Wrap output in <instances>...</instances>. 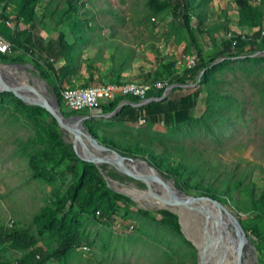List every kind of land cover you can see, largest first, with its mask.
Wrapping results in <instances>:
<instances>
[{
	"label": "rangeland",
	"instance_id": "rangeland-1",
	"mask_svg": "<svg viewBox=\"0 0 264 264\" xmlns=\"http://www.w3.org/2000/svg\"><path fill=\"white\" fill-rule=\"evenodd\" d=\"M71 1L75 9L70 8V0H38L35 5L38 29L34 34L39 32L47 44L64 32L70 42L68 58L55 62L56 68L72 65L62 83L45 59L23 47L14 50L17 47L2 30L0 19V38L13 46L12 52L3 54L9 60L0 56V63L27 66L32 82L33 76L45 80L51 98L53 86H90L92 79L96 86L144 81L147 72L168 77L169 66L177 71L188 56H197L199 48L206 57H214L226 36L248 29L239 26L235 0H192L205 16L203 33L191 11L197 43L172 6L155 9L150 0ZM253 4L264 6V0ZM18 5L16 0L0 4V14L5 11L11 16L7 26L12 33L26 27L15 19ZM260 57L217 59L211 75L214 93L201 89L191 118L184 123L118 122L97 116L105 113L102 109L76 113L91 116L84 124L90 125L99 141L123 155L147 158L189 194L219 199L244 229L247 245L240 251L244 264H264V217L258 210L264 197V59ZM3 74L7 81L14 80ZM181 87L173 96L203 88L200 82ZM61 107L73 111L63 99ZM61 133L58 121L46 109L30 108L14 93L0 91V264H15L32 250L39 259L38 251L57 249L65 233L77 236L80 243L65 259L50 258L43 264H201L192 239L206 230L219 235L215 213L198 204L197 208L182 206L189 227L177 231L161 217L180 206L163 208L143 181L129 176L106 178L102 190L93 195L94 179L84 167L80 165L76 174L70 171L71 162L58 141ZM115 187L147 194L135 200L122 192L135 204L115 201ZM155 187L166 190L159 184ZM58 209L61 212L44 214ZM105 210L111 215H103ZM232 228L235 225L225 231L226 238L221 237L224 242ZM14 230L35 236V245L27 250L14 246L10 237Z\"/></svg>",
	"mask_w": 264,
	"mask_h": 264
},
{
	"label": "trees",
	"instance_id": "trees-1",
	"mask_svg": "<svg viewBox=\"0 0 264 264\" xmlns=\"http://www.w3.org/2000/svg\"><path fill=\"white\" fill-rule=\"evenodd\" d=\"M7 0H0V4ZM18 5L17 13L15 19L17 22H22L26 25L24 29L16 30L14 33L10 31V28L7 26V22L11 19V16L8 15L5 11L1 12V27L2 30L8 34L9 39L12 43L16 45V49L23 47L27 51L31 52L34 55H38L40 58L45 59L48 67L55 73H57L59 82L62 83L63 79L71 71L72 65L70 63L62 65L60 68L55 67V62L62 59L68 58L70 51V42L68 37L61 32L58 38L51 39L47 44L44 43V37L38 32H34L38 29V22L35 14V5L38 0H16ZM238 6V17L237 21L239 26L243 28H248L253 31V33L247 32L245 38L241 37V34L238 32L232 33L230 36H226L222 43L216 49L214 57L208 58L202 51L198 50L196 56V63L190 68H186L181 73L172 71V66H169V76L161 78L158 73L152 74V72H147L143 74L146 79L145 82H153L158 79H170V83L174 84L175 87L172 89L171 94L162 101H152L151 103L142 106L135 107L132 104H126L122 109L112 118L118 122H130L136 123L140 119L144 118L147 123L150 124H164L172 125L175 123H184L191 118L193 109L198 103V98L201 93V89H207L210 94L214 93V88L212 87L211 75L216 65L214 62L223 58L224 62H228L230 59L240 56H245L248 60L253 59V54L264 49V38L261 37V29L264 27V6L253 4L254 0H235ZM150 5L155 9L165 8L167 6H172L174 9V15L180 21V23L188 30L190 37L194 43H197L194 30L191 26L192 13L194 10V16L198 20L197 28L200 32L205 33L204 19L205 16L197 11V6L193 3L192 0H170L160 1V0H150ZM70 8L75 9L76 6L73 5V2L70 0ZM4 53L0 52V56L4 60H9V58L3 56ZM264 59V56L260 57ZM207 69L203 74L200 81V85L203 88H198L193 93H187L180 96H173L174 91L181 89L180 85L186 84H195L198 81L199 74ZM60 74V75H59ZM90 86H96L97 83L95 80H91L88 84ZM53 89L57 93L59 103L62 104V89H58L56 86H53ZM165 89H157L149 92L148 97H161ZM127 97V98H126ZM124 100H130L132 102H139L140 98L136 96H125L115 99L109 103L103 104L101 106L103 112L108 113L113 110ZM22 101V100H21ZM30 108H42L37 105H30ZM81 112V110H73L70 112H64L67 116H71ZM85 128L87 131L91 132L95 137H97L94 130L90 127L88 123H85ZM59 144L62 147L63 154L70 160L69 169L72 173H77L80 165L84 167V170L94 179L95 189L92 192L93 195L98 194L102 190V182H108L106 178L113 180H124L125 176L118 175L112 172L107 171L106 169L101 168L98 164L92 161L85 160L81 158L76 152L74 146L67 142L63 138L61 133L59 136ZM110 145L108 143H105ZM174 181L179 185L177 179ZM180 186V185H179ZM113 198L115 201H124L126 203H134L135 201L131 199L126 194L114 191ZM64 204H62V207ZM258 210L260 215L264 217V197L260 200ZM61 209L57 211L45 210L44 214L59 213ZM103 215H111V212L105 210ZM170 227L180 231L181 224L179 221V215L177 213H171L168 217L163 218ZM2 235V232L0 233ZM14 246L27 250L32 248L36 243L35 236L22 233L18 230H14L10 235ZM80 243V240L77 236L72 234H63L60 245L57 249L52 251L44 252L39 250L41 253L39 259L36 258V250H32L30 253L25 254L22 258H19L15 264H43L50 258L56 260L65 259L72 249ZM2 264V263H1Z\"/></svg>",
	"mask_w": 264,
	"mask_h": 264
},
{
	"label": "water",
	"instance_id": "water-1",
	"mask_svg": "<svg viewBox=\"0 0 264 264\" xmlns=\"http://www.w3.org/2000/svg\"><path fill=\"white\" fill-rule=\"evenodd\" d=\"M264 56V50L258 51L253 56ZM7 66H15L20 68H27V66L17 63H0V91H8L14 93L20 100L25 102L28 105H37L44 109H46L59 123L63 138L72 144L78 153V155L88 161L95 162L101 168L106 169L109 172L122 175L129 176L135 178L137 180L143 181L148 186V193L154 197L156 203H158L163 208L175 209L180 206V210H176L175 213L179 215V221L181 224V228H184L183 223V213L182 206H187L192 203H199L201 206L206 207L207 202H212L217 210V213L221 218H224L226 215H229L235 219V226L239 228L243 235L246 238L244 233V229L239 221V219L231 212H229L223 203L217 199L206 195H192L183 190L171 177L163 174L159 168H157L153 163H151L147 158H143L141 156H126L121 154L116 148L111 145H107L101 141H99L91 132L87 131L85 128L84 121L91 116L74 114L71 116H67L59 103V99L57 97V93L53 91V97H46L44 95L40 97H33L29 94V90L25 88L22 84L18 83L15 79L7 81L4 76V70ZM28 67L33 68L32 65H28ZM207 69H204L200 74L198 81L193 84L197 85L201 79L203 74ZM42 84L48 93V87L45 83V80L42 79ZM192 85V84H191ZM179 86H190L189 84L180 85ZM175 87L174 84H171L169 88L165 89L163 95L161 97H147L139 102H132L130 100L122 101L115 110L108 113H99L97 116L113 118L124 105L132 104L135 107L145 106L152 101H162L166 99L172 89ZM160 174V176L157 175ZM164 177H162V176ZM119 184V182H117ZM156 184L166 188L168 192H165L163 189L159 190L156 188ZM119 192H125L123 188L115 187ZM139 190V189H138ZM146 193L144 190H140ZM147 194V193H146ZM130 195V194H129ZM132 196V195H131ZM148 196V195H147ZM135 200L136 197L132 196ZM208 215V214H207ZM223 237L226 238V233L224 229L220 231ZM200 252V249H199ZM222 253V252H221ZM217 254L215 258H220V254ZM201 258V253H200ZM211 258V257H208ZM238 264H244L243 253L238 252ZM218 264V262L214 260H208L207 264Z\"/></svg>",
	"mask_w": 264,
	"mask_h": 264
},
{
	"label": "bare ground",
	"instance_id": "bare-ground-1",
	"mask_svg": "<svg viewBox=\"0 0 264 264\" xmlns=\"http://www.w3.org/2000/svg\"><path fill=\"white\" fill-rule=\"evenodd\" d=\"M3 72L11 75L18 83L22 84L25 88H27L31 96L33 97H40L42 95L46 97L49 96L47 91H45L43 87L42 80H40L36 76H33V82L31 81L30 79L31 77L29 75L30 70L28 68L23 69L20 67L17 68L15 66H7V68ZM124 190L139 200L142 199V194H146L140 190H137L136 188H124ZM195 204L200 205L199 203H192L183 207L197 208ZM183 207L181 211L184 215V212L186 211L184 210ZM205 208L210 209L213 213L217 215V217L213 215L212 216L214 221L217 220L218 231L220 236L218 235L216 237L215 231L211 232L210 234V231L206 230V232H204L202 235L199 236L197 235L195 241L194 239H192L191 235L187 232L190 238L196 243V245L200 249L201 264H207L208 260H214L218 262V264H238V259H237L238 252L244 250L247 245V239L243 235V232L235 226V228H232L233 231L230 232L229 234L230 239L227 242H224L221 239V237L224 238L220 232L221 228L224 229L225 231L228 230L229 227L231 228V225H235V219L229 215H226L224 218H221L217 213L215 205L212 202H207V206ZM207 213L209 214L208 211ZM183 223L185 229L187 230L189 227L188 220L186 221L184 219V216H183ZM219 253H221L220 258H215V256Z\"/></svg>",
	"mask_w": 264,
	"mask_h": 264
},
{
	"label": "built area",
	"instance_id": "built-area-1",
	"mask_svg": "<svg viewBox=\"0 0 264 264\" xmlns=\"http://www.w3.org/2000/svg\"><path fill=\"white\" fill-rule=\"evenodd\" d=\"M253 33L252 30H249ZM242 38H245L247 32H241ZM261 39L264 38V27L261 29ZM232 35V34H231ZM13 46L0 38V52L8 54L12 52ZM196 63V56H188L186 61L182 63L177 73H181L186 68L194 66ZM171 85L170 79H158L153 82L145 81H126L115 82L107 85L98 86H77L67 87L62 89L63 103L71 110L88 111L90 113L98 112L103 104L109 103L115 99L125 96H136L141 100L148 97L152 90L167 89ZM165 91V90H164ZM140 123H145L144 118L140 119Z\"/></svg>",
	"mask_w": 264,
	"mask_h": 264
},
{
	"label": "crops",
	"instance_id": "crops-1",
	"mask_svg": "<svg viewBox=\"0 0 264 264\" xmlns=\"http://www.w3.org/2000/svg\"><path fill=\"white\" fill-rule=\"evenodd\" d=\"M249 30H250V29H247V31H246V32H249ZM170 94H171V92H170ZM170 94H169V95H170ZM126 123H130V122H126Z\"/></svg>",
	"mask_w": 264,
	"mask_h": 264
}]
</instances>
